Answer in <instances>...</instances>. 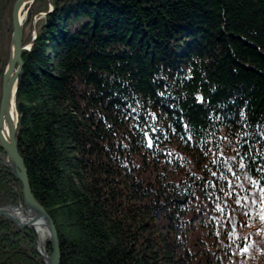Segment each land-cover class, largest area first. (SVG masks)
Instances as JSON below:
<instances>
[{"label":"trees","instance_id":"trees-1","mask_svg":"<svg viewBox=\"0 0 264 264\" xmlns=\"http://www.w3.org/2000/svg\"><path fill=\"white\" fill-rule=\"evenodd\" d=\"M52 16L22 54L17 149L59 264H264V0ZM3 156L0 207L23 205ZM35 238L0 218V264H44Z\"/></svg>","mask_w":264,"mask_h":264},{"label":"water","instance_id":"water-1","mask_svg":"<svg viewBox=\"0 0 264 264\" xmlns=\"http://www.w3.org/2000/svg\"><path fill=\"white\" fill-rule=\"evenodd\" d=\"M34 1L36 0H17L14 4L12 14L13 32L10 41L9 57L2 80V97L0 103V149L5 155L3 165L22 186L20 194L23 200V206L8 205L1 207L0 218H5L19 230H32L34 229L35 223L41 222L46 231L51 255L47 256L45 251L43 252L44 254L39 252V255L44 264H59L60 248L55 226L44 208L36 202L31 194L24 161L20 157L17 149V141L19 140L17 135L18 114L21 112L22 107L20 104L16 103V92L20 73L23 68L22 53L26 50L22 46L23 32L19 22V15L21 12H24L27 7L31 6ZM32 44L33 41L29 47H31ZM12 99L16 113L15 123H11V119L6 118L8 105ZM5 128H8L10 131V138H8L9 142L3 137ZM15 210L22 212L29 220L25 222L17 217L13 213ZM36 243L38 244L37 241Z\"/></svg>","mask_w":264,"mask_h":264},{"label":"rangeland","instance_id":"rangeland-1","mask_svg":"<svg viewBox=\"0 0 264 264\" xmlns=\"http://www.w3.org/2000/svg\"><path fill=\"white\" fill-rule=\"evenodd\" d=\"M17 0H13V1H11L10 2V5H9V7H8V11H9V13H8V19L6 20V22H8L9 21V23H7V24H4L5 26L6 25H8V35L7 36H5V37H3L2 38V40L0 41V49H3L5 52H4V54H6V52H8V54H9V49H10V41H11V37H12V21H11V16H12V14H13V7H14V4H15V2H16ZM36 1H38V0H36ZM36 1H34L33 3H32V5H34V3L36 2ZM76 0H72V2L71 3H69V6L72 4H74V2H75ZM39 5H43L44 6V4H45V8H46V6L47 5H49L50 4V6L48 7V11L46 12V11H38L37 13H32V11L35 9V6L37 7V5H34L33 7H32V5L31 6H29V7H27L25 10H24V12H22V14L24 15V24H23V27L24 28H22L23 30H22V32H23V39H25V38H28V39H31V42L30 43H28L27 45H29V44H31L32 43V41L33 40H35L36 38H37V33L39 32V30L41 29V28H43V27H45V25H46V22H48L50 19H53L54 21L56 20V19H54L53 18V16L52 17H50L49 19H48V17L50 16V14L52 13V10H54V6H53V4H52V2H48V1H45V0H39ZM52 4V5H51ZM65 6H67L68 7V5H64V7ZM32 7V9L31 10H29L30 8ZM43 7H41L40 9H42ZM52 8V9H51ZM30 11V12H29ZM34 12H35V10H34ZM29 14H32L31 16L29 15ZM66 13H64L61 17H63L64 18V16H66L65 15ZM28 19H29V23H28ZM81 23H85L86 21H85V19L84 18H82V19H80L79 20ZM87 23V22H86ZM1 58H2V55L0 56V70H1V67H2V63H1ZM6 67V66H5ZM5 69V68H4ZM3 75H4V73L2 74V75H0V89H1V87H2V80H3ZM0 103H1V101H0ZM18 135V134H17ZM1 150V149H0ZM2 151V150H1ZM4 156H3V160H2V163L4 162ZM21 195V194H20ZM6 206H8V205H6ZM12 206H18V205H12ZM19 206H23V205H19ZM4 207V206H3ZM1 208V207H0ZM33 230V229H32ZM23 231H27V230H23ZM34 231V230H33ZM34 233H35V236H36V238H35V249H36V252L39 254V252H44L45 250V242L46 241H48V239H47V235H44V239H42V238H40L39 239V237H38V234H37V232L36 231H34ZM36 241L38 242V244L36 243ZM44 254V253H43ZM47 254V253H46ZM47 256H50V255H47Z\"/></svg>","mask_w":264,"mask_h":264},{"label":"bare ground","instance_id":"bare-ground-1","mask_svg":"<svg viewBox=\"0 0 264 264\" xmlns=\"http://www.w3.org/2000/svg\"><path fill=\"white\" fill-rule=\"evenodd\" d=\"M24 15L22 14V12L20 13V15H19V22H20V24H21V27L22 28H24L23 27V24H24ZM23 30V29H22ZM22 42H23V35H22ZM30 45V44H29ZM29 45L28 46H23L26 50H25V52L26 51H30V49H31V47H29ZM23 54V53H22ZM8 57H9V55H8ZM5 70V69H4ZM4 73V72H3ZM15 116H16V113H15V109H14V102H13V99L10 101V104L8 105V113H7V119H11V123H15ZM5 122H6V120H5ZM4 134H3V137H4V139L7 141V142H9V140H8V138H10V131H9V129L8 128H5L4 129V132H3ZM4 153V152H3ZM4 158H5V155H4ZM21 185V184H20ZM30 188V187H29ZM21 189H22V186H21ZM31 191V190H30ZM20 192H21V190H20ZM32 194V193H31ZM33 196V195H32ZM34 198V197H33ZM37 202V201H36ZM13 213L17 216V217H19L20 219H22L23 221H28L29 219L27 218V217H25V215L22 213V212H20V211H18V210H15V211H13ZM5 219V218H4ZM34 231H36L37 232V234H38V237H39V239L40 238H42V239H44V235H46V231H45V228L43 227V225H42V223L41 222H37V223H35L34 224V229H33ZM48 239V238H47Z\"/></svg>","mask_w":264,"mask_h":264},{"label":"flooded vegetation","instance_id":"flooded-vegetation-1","mask_svg":"<svg viewBox=\"0 0 264 264\" xmlns=\"http://www.w3.org/2000/svg\"><path fill=\"white\" fill-rule=\"evenodd\" d=\"M13 0H0V41L2 40L3 37L8 35V25H4L9 23L6 22L8 19V13H9V5L10 2ZM48 2H52L53 6H64V5H69V3L72 2V0H47ZM11 21H12V16H11ZM4 50L0 49V56L4 55ZM2 97V87L0 89V101ZM3 152V151H2ZM4 154V153H3Z\"/></svg>","mask_w":264,"mask_h":264},{"label":"snow or ice","instance_id":"snow-or-ice-1","mask_svg":"<svg viewBox=\"0 0 264 264\" xmlns=\"http://www.w3.org/2000/svg\"><path fill=\"white\" fill-rule=\"evenodd\" d=\"M133 111H135V109H133ZM145 136H147V133H145ZM147 147L151 148L153 147V141L151 138H148L147 140ZM243 167V165H241ZM262 219H264V217H262ZM244 251H247V249H244Z\"/></svg>","mask_w":264,"mask_h":264}]
</instances>
